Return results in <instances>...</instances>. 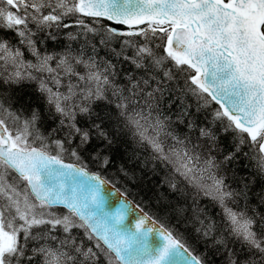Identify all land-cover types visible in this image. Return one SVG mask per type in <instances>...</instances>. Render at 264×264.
Wrapping results in <instances>:
<instances>
[{
	"label": "snow or ice",
	"instance_id": "snow-or-ice-1",
	"mask_svg": "<svg viewBox=\"0 0 264 264\" xmlns=\"http://www.w3.org/2000/svg\"><path fill=\"white\" fill-rule=\"evenodd\" d=\"M0 264H264V0H0Z\"/></svg>",
	"mask_w": 264,
	"mask_h": 264
},
{
	"label": "trees",
	"instance_id": "trees-1",
	"mask_svg": "<svg viewBox=\"0 0 264 264\" xmlns=\"http://www.w3.org/2000/svg\"><path fill=\"white\" fill-rule=\"evenodd\" d=\"M26 91L31 92V88L26 86ZM143 195V189L140 184L132 185L130 189V198L139 202L141 196Z\"/></svg>",
	"mask_w": 264,
	"mask_h": 264
},
{
	"label": "water",
	"instance_id": "water-1",
	"mask_svg": "<svg viewBox=\"0 0 264 264\" xmlns=\"http://www.w3.org/2000/svg\"><path fill=\"white\" fill-rule=\"evenodd\" d=\"M112 199H113V200H115V199H116V197H113Z\"/></svg>",
	"mask_w": 264,
	"mask_h": 264
}]
</instances>
